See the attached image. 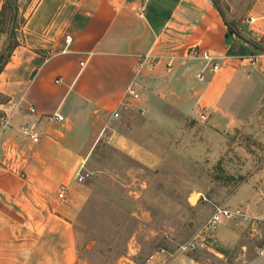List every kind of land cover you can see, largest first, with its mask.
Returning <instances> with one entry per match:
<instances>
[{
	"label": "crops",
	"instance_id": "0c3cea01",
	"mask_svg": "<svg viewBox=\"0 0 264 264\" xmlns=\"http://www.w3.org/2000/svg\"><path fill=\"white\" fill-rule=\"evenodd\" d=\"M10 1L0 0V21ZM26 2L17 6L18 15ZM41 5L26 14L24 28ZM56 33L44 46L53 53L30 79H10L23 63L19 49L0 73V94L8 97L0 103L6 116L0 126V264H75L72 220L82 200L71 194L62 205L49 193L77 186L78 168L101 139L146 166L165 151L230 164L239 173L253 169L226 204L264 215V171L255 169V153L239 139L264 106V62L241 64L240 57L253 54L241 44L244 53L233 52L237 42L218 6L205 0H74ZM2 40L0 30V47ZM195 45L214 56L216 71L188 56ZM146 54L155 57L150 70V58L137 66ZM129 85L139 98L127 97V109L113 120L110 113ZM53 114L63 120L49 121ZM26 126L37 142L22 131Z\"/></svg>",
	"mask_w": 264,
	"mask_h": 264
},
{
	"label": "rangeland",
	"instance_id": "374dc122",
	"mask_svg": "<svg viewBox=\"0 0 264 264\" xmlns=\"http://www.w3.org/2000/svg\"><path fill=\"white\" fill-rule=\"evenodd\" d=\"M26 1L28 8L20 15L17 0L8 2L0 21L3 34L0 73L13 52L19 49L18 57L23 63L10 77L18 82L30 79L53 53L50 47L44 46H49L46 42L56 37L74 0H42L39 12L24 28L29 19L26 14L40 0ZM209 1L218 6L228 33L234 35L237 42L234 53L241 54L245 50V54L264 53V0ZM13 16L10 45L1 56L9 41ZM239 44L244 46V51H240ZM7 99L0 94V103ZM5 124V114L0 115V126ZM249 126L250 131H242L239 139L255 153L253 160L259 166L255 169L264 171V106ZM159 154L154 165L146 166L118 149L110 139H101L86 154L84 168L89 176L71 191L65 189L64 200L57 196L59 188L49 193L62 205L69 204L72 195L82 200L72 220L75 264H170L177 259L186 264L253 262L264 237L261 220L264 215L251 213L242 204L238 207L226 204L253 169L239 173L230 164L221 167L220 163L205 159L187 160L179 153L161 151ZM227 158L232 161L233 156L227 155ZM214 206L240 209L246 218L223 222L216 230L203 234L208 236L206 245L183 251L182 247L203 230Z\"/></svg>",
	"mask_w": 264,
	"mask_h": 264
},
{
	"label": "built area",
	"instance_id": "2783aa9c",
	"mask_svg": "<svg viewBox=\"0 0 264 264\" xmlns=\"http://www.w3.org/2000/svg\"><path fill=\"white\" fill-rule=\"evenodd\" d=\"M143 1L147 2L148 0H143ZM205 1H209V0H205ZM144 12H145V5L142 4L139 9L138 16L140 18H143ZM70 41L71 40L69 37L65 38V42L69 43ZM187 53L189 57L200 58L203 61H205L207 64H210L212 71H216L218 69V65L214 63V59H215L214 56L210 54L207 50H203L199 46L195 45V46L188 48ZM149 58L151 59V62L149 63L148 69L150 70L154 66L153 61H155V57H153L151 54H146L142 56V60L138 62L137 66H141L142 62ZM239 60L243 66L253 67L257 64L259 60L264 62V53H259L257 55H245V56L240 57ZM127 97L132 98L133 100H137L139 98V94L134 88V86L129 85L126 88L124 95L118 104V107L110 113L111 119L119 120L121 118L119 111L121 109H124V110L127 109V104L125 103V99ZM30 111L33 112L34 110L31 108ZM199 118L202 121L207 120L206 114L202 111H200ZM47 119L49 121L54 120V121L60 122L63 120V117L59 114H53L51 116H48ZM22 131L25 134H27L33 142L38 141L39 139L38 134L36 133V131H34L33 127L26 126L22 129ZM88 176H89V173L85 170L84 164H82L78 168L75 174V181L77 183H81ZM57 196L60 200L65 199V188L64 187L59 188ZM235 218L245 219L246 216L241 212L240 209L230 210L224 206H214L211 215L209 216V218L206 220L204 224L203 230L196 236V238L192 242L183 246L182 250L183 251H193V250L198 249L199 247H203L204 245L208 243V236L203 235V234H206L207 231L216 230L223 222L227 220H232ZM261 220L264 222V217L261 218ZM263 263H264V237L261 240L260 247L257 248L256 259L250 264H263Z\"/></svg>",
	"mask_w": 264,
	"mask_h": 264
},
{
	"label": "water",
	"instance_id": "95a60500",
	"mask_svg": "<svg viewBox=\"0 0 264 264\" xmlns=\"http://www.w3.org/2000/svg\"><path fill=\"white\" fill-rule=\"evenodd\" d=\"M15 11H14V15H15ZM14 23H15V17L13 16L9 25V30H8V44L7 46L3 49L1 56L7 51V49L9 48L10 45V40H11V35H12V31H13V27H14Z\"/></svg>",
	"mask_w": 264,
	"mask_h": 264
},
{
	"label": "trees",
	"instance_id": "16d2710c",
	"mask_svg": "<svg viewBox=\"0 0 264 264\" xmlns=\"http://www.w3.org/2000/svg\"><path fill=\"white\" fill-rule=\"evenodd\" d=\"M0 115H1V116H4V114H3L2 112H0Z\"/></svg>",
	"mask_w": 264,
	"mask_h": 264
}]
</instances>
